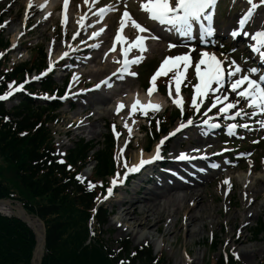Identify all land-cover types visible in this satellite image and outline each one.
<instances>
[{"label":"rangeland","instance_id":"374dc122","mask_svg":"<svg viewBox=\"0 0 264 264\" xmlns=\"http://www.w3.org/2000/svg\"><path fill=\"white\" fill-rule=\"evenodd\" d=\"M26 1L27 0H0V29L3 30V35H1L0 38L10 41L9 50L1 52L3 55L0 58V79L3 78V73L8 72V68H10L13 64L12 62L15 61L17 63L29 60L30 53L26 50V48H30L36 44L37 47H43L47 53L45 58H42V61L41 59L37 61V65L43 62V65L45 66L46 63L53 60V58L63 48L61 37L64 33V30L61 28L59 29L58 27V13L54 12L51 14L50 20H47L40 12L41 7L37 5H35L34 9L38 14L33 18V25L27 29L26 36H24L22 39L19 38L23 32L22 27L24 25L25 19L22 17V14ZM138 1L143 0H132V2L122 0L124 3L117 7L114 3H110V5L106 6L108 4L106 0H99V10L101 8L111 7V12L109 13L108 17H106L105 26L102 27L105 29V38L102 37V40H99L100 42H103V44L98 45L100 50L98 52H92V55L90 56L92 59H90V61L86 60L88 58L87 56L76 66L78 70H75L78 73L80 72L82 75L80 82L82 81L83 84L81 83V86L91 87L92 84L98 82L102 75H104V73L100 74L101 72L99 71V68H101L100 56H103L105 53H110V49L112 48V40L115 38V32L122 17V13L120 12L121 10L128 9L131 11V13H133L132 18L142 26L150 29L152 32V24L149 22L148 15L146 12L141 10ZM236 2L240 3V0H232V2L230 0H221L220 7L222 10L218 12V15L221 14L225 17H229L228 20L230 25L229 22L226 23L225 29L231 32L234 30V26L238 21L237 19L239 11H236V9L233 10V8H236L238 5ZM245 4H247V0H244L242 5L239 7L243 8ZM80 7L82 8V11L84 9H88L83 3V0H73L72 7L70 9V16H72V18L75 17L74 13L78 12L77 9ZM256 11H258V13L255 15V18H253V21L251 22L248 29V31H251V33H254L252 30H254V24H257L256 19L258 18L259 13H262V16L264 17V5L258 6ZM95 22L97 21L95 20ZM37 23L40 24H38V27L35 28L34 26ZM128 24L129 26L126 31L128 41L126 40V42L127 46L129 47V45L135 41L136 36L140 35V33L136 32V30L131 27L130 21ZM69 25V28L66 30L72 32L73 29L70 27H74V25ZM251 27L252 30H250ZM225 29H223V31ZM83 37L85 39L89 38L87 33H85ZM250 37L251 36L246 39L244 36L245 45L243 43V47H246L247 43L252 42L250 41ZM108 40L109 42L104 44L105 41ZM224 41L230 43V39L228 38ZM169 42L171 41L160 40V43L154 45V41L152 39H148L146 41V46L147 49L150 50V53L145 51L147 52L145 54V52H143L142 59L149 58L146 60L149 62L148 65L153 64L154 67H157L158 61L162 57L184 54L188 52L190 48H193V46H190V48H184L185 50H177L172 48L169 51L167 48ZM13 45H15V49L12 48ZM133 49L134 52L132 54L134 58L136 56H141V53L136 48ZM218 49L219 48L216 50ZM244 49L242 46H234L233 51H242ZM9 51L12 53L9 54ZM198 52V50L191 52V57L196 62L199 60ZM35 53H37V51H31L32 56ZM96 56L97 60L95 59ZM117 59L118 58L116 55V60ZM221 60L226 62L227 65L233 61L232 59L228 60L226 58H222ZM142 63L144 62H141V64ZM141 64L133 69V72L137 73V77L134 76L133 79L125 78L124 88L129 93H132L136 90L139 91V93H143L148 85L144 77L146 69L141 68ZM95 65V71H89L90 68L92 70ZM113 67H115V64L109 68L113 69ZM188 69L189 72L187 73L186 77L187 80L191 78L190 72H194V65L190 66ZM34 77H36V74H32L26 78L27 84L25 85L27 91H30V87H33V81H35V79H33ZM75 79L76 78L73 77V81L71 82L72 84H70L71 86L69 87H73L75 85ZM57 81L60 85V80ZM117 82L120 81L113 80L110 88H114ZM225 87H228L227 83L225 84ZM189 93V91H186L188 96ZM228 93L230 94L231 99L236 98L235 94L231 93L230 91ZM217 94L223 95L224 93L220 92ZM95 96H91L92 98H87V100L82 99L80 101L74 99L70 102L63 103L64 106L60 108L59 111H57L54 115L56 120L54 121L50 118V120L44 124L47 137L50 140L49 145L47 146L48 149L54 150L58 158L66 157L68 156V152L73 148V142L77 141L78 139H84L85 142L96 144L94 151L101 150V144H103L105 135H107L104 124L110 123L117 125L119 127L118 133L122 136L124 134V129L126 128L125 125L127 124V127L131 129L129 135L130 139H125L123 136L124 138L120 140V143L122 149H124V158L133 164L139 159V157L143 156L141 149L147 148L150 141V139L144 138V135L140 133L137 134L138 128L140 129L141 126L146 124L140 120H131L127 117L126 113L121 111L119 113H115V115L112 117H109L108 115H102V111L104 108H106V105L96 106V104L93 103L87 104V101L95 99ZM105 96L106 95L103 92V98L107 102L115 96V98L119 97L118 95L111 96V94L109 95L110 97ZM208 97L212 102L214 97L211 92L208 94ZM42 100L46 102V100ZM161 101L164 108L166 103L162 98ZM114 102L112 100L109 103L113 105ZM17 103V98L14 100L10 99L6 102L5 108L8 111H11L14 106H17ZM44 104L46 103H43L42 105ZM71 104L73 106H71ZM245 104L246 102L242 101L241 105H238L237 108L244 107ZM172 112H174V110ZM262 121H264V119H262ZM179 123L180 120L174 121L168 127L167 131H170ZM255 130V135L258 136L259 141H261L259 146H256V144L253 143L249 137H246V139L241 138L239 140L233 139L231 137L227 138V141L224 143H227L228 145L224 144L223 146L221 142L222 140H225V136L221 137V139L220 137L213 138L212 136H208L210 133H202L196 130L190 131V135H187L188 133H183V135H181L179 138L168 144L169 146L166 148L165 155L167 159H172V155L175 151L179 155L183 151L188 153H204L205 150H211L214 152L217 150L224 151L225 148L228 149V151L225 153L227 156L217 159V165H220L222 170L216 175L215 173H212V178L207 179V181L203 183L202 186L197 188L199 192L202 193L204 203L202 207L200 206L197 208V210H194V214L197 215L198 213L201 215L200 218L202 220L201 222L198 221V223L194 225L196 234L193 237H187L185 234V229H175L176 232L172 231L166 235L165 230L168 226L167 221L161 222L155 227L152 226L153 222H151L149 226L138 227L137 225L132 224V218H130L128 224L117 226V224H115L117 221V214L123 209L117 205L116 202L118 199H129L134 194V190L139 187L140 179L143 177H140L139 180L134 181L133 183L129 184V186H127L129 190L127 194L125 192L118 191L116 195L112 194L111 196H108L107 189L110 186L113 187L111 181L113 179L118 181L122 171H124V166L122 163H119L117 168L113 167V171L110 169V176L107 177L106 180H103L98 178L95 173V169L92 170V168L95 167L94 163L82 166L85 161L83 163L77 162L72 168V171L78 173L82 178V181L85 180L87 183L91 182L94 185L93 193L96 194L94 204L96 207L102 206L106 210L107 215H109L108 221L105 225L106 227L103 229V237L108 248H111L114 252H116L120 243L125 241L129 242L130 247L132 248L147 247L151 249L153 257L155 256V258H157L161 264H215L221 257H223L224 260H226L227 257H231L234 260L233 264H264V233L256 232L258 235L255 237L253 231L254 228L259 230V227L264 231V178L262 179V176H260L264 174V127H261L260 123V125ZM205 136H207L205 138L207 142H205V144H199V139ZM184 140L186 141L185 143H183ZM155 141L156 140H154L153 143H155ZM181 142L183 144L180 146L179 143ZM97 145H99V147ZM124 146H128V148H125ZM87 161L89 163V160ZM260 164L262 165L260 166ZM6 168L7 164L4 163V158L0 155V171L3 173L5 178H10V171L7 172L8 170L6 171ZM184 170H186V168H184ZM241 171L245 172V175L249 176V185L247 188H245L238 179L237 174ZM256 171H259L258 173L260 175L257 180L254 178L251 181V178L253 174L256 173ZM117 173H119V176H117ZM40 175H44V173H39L38 177ZM225 180H228L229 183H223ZM191 184L193 185V183ZM113 188H115V186ZM106 196L107 199H105ZM97 197L100 199L98 200ZM60 198L63 202L64 197L60 195ZM54 199L55 196H53L51 199L48 197H40L36 200V202L38 204L47 202L49 203ZM69 200L71 199L69 198ZM88 213L90 217L89 225L87 226L89 239L86 241V245L89 243L90 239L91 241H98V233L96 228L94 226L91 227V223L94 219V216H92L94 212L91 211ZM249 213H251V215H249ZM79 215L80 214L74 213L72 217L74 219V223H79ZM251 216L253 219H250ZM140 223L141 220L137 222V224ZM157 228L158 232L156 231ZM232 228L233 232H235L237 235L239 233L241 236L240 242H242L244 239L246 240L243 242V244L228 243V240L233 233L231 232V234H229ZM123 229H126V231H123ZM233 252L238 254L239 259H236L233 256Z\"/></svg>","mask_w":264,"mask_h":264},{"label":"trees","instance_id":"16d2710c","mask_svg":"<svg viewBox=\"0 0 264 264\" xmlns=\"http://www.w3.org/2000/svg\"><path fill=\"white\" fill-rule=\"evenodd\" d=\"M27 66H15L2 74L0 94L8 90L9 83L24 78L26 71H30ZM42 90L50 91V85H43ZM45 106L25 97L8 111L0 102V155L7 164L6 171L11 172L10 178H5L0 171V200L20 202L29 216L42 220L45 252L41 264H161L147 247L132 248L125 241L120 243L116 252L108 248L103 237L108 221L106 210L99 207L96 212L93 211L96 207L93 188L88 190V183L77 180L78 173L72 171L77 162L86 161L92 147L83 141L75 143L64 163H60L55 151L47 147L50 140L44 128V124L52 118L49 113L58 106ZM109 144L110 140L106 137L104 149L94 156L95 173L103 180L111 169ZM39 173L44 175L38 177ZM60 195L64 197L63 202ZM53 196L55 199L52 202H36L40 197L51 199ZM91 211L94 212L91 227L96 228L98 241L90 239L86 245L89 239L88 212ZM74 213L80 214L78 224L73 221ZM35 245L34 232L21 220L0 215V264H31ZM233 262L231 257L226 260L221 257L215 264Z\"/></svg>","mask_w":264,"mask_h":264},{"label":"snow or ice","instance_id":"6c2138e0","mask_svg":"<svg viewBox=\"0 0 264 264\" xmlns=\"http://www.w3.org/2000/svg\"><path fill=\"white\" fill-rule=\"evenodd\" d=\"M218 3V0H143L141 2L140 7L141 10L146 12L148 15V19L157 23L158 25L162 26L167 32L170 34H177L179 37L193 39L194 38V27L198 26L200 38L203 39L205 36H212L214 34V27L212 25L213 22V14L210 12V9H213ZM249 4V8L247 10L246 15L238 21L241 27L246 26L247 23L251 21V18L254 16L255 11L258 6L264 5V0H259V5L256 0H247ZM64 5L67 7L68 0H64ZM28 7H32L31 0H29ZM126 7V5H125ZM111 9H100V16H103L106 11H110ZM125 18L131 23V27L138 31L140 34L146 35H137L135 41L129 45V48H136L140 53L141 56L136 57L133 60H128L127 55L128 52L121 48V53L125 57L123 61V66L121 69H118L117 72H128V68L130 64L138 63L140 59H142L143 52L147 51L146 41L148 39L160 41L162 38L153 34L150 29L145 26H142L138 23L135 19H133L130 13L125 10L123 15L119 21V27L122 31L125 28ZM205 21L208 23L205 24ZM104 29H100V33H103ZM121 31H118L115 35V41L120 42L125 38L121 35ZM100 33H93L92 35L98 36ZM23 33H21L22 35ZM245 35H248V32H244ZM230 35L235 38L239 35L238 32L232 31ZM76 36H73L75 39ZM251 40L255 41V45L252 46V51L257 52L259 54V58L264 60V30H256L253 35H251ZM179 43H172L169 42L167 45L168 50L170 51L172 48L180 47ZM187 47V45H185ZM15 47V45H13ZM98 47V45H97ZM116 48V44L113 43L112 48L110 51H114ZM196 51L195 48H190L188 52L176 56H169L165 57L161 62L159 69L156 73L150 78V84L152 87H149L148 94L151 95L152 92L155 90L156 87V80L161 75H168L170 70L175 71V75L172 79L175 80V94L176 96L180 95L181 90V79L186 77V71L190 66L194 65L195 76L198 80V83L194 86L195 95L192 99V105L195 107L196 111H199L200 105L203 103V98H206L208 94L211 92L213 95V99L211 105L208 107L207 111L204 115H207L208 112H211L213 108H217L218 104H222L218 108V113L223 114L225 117L235 120L237 117L241 115H264V74H259L257 78H253L252 74L258 73L257 68H250L245 72L236 61H231L228 67L225 69L224 62L220 60L216 54L209 53L208 51H201L198 52L199 60L198 62L194 61L191 57V52ZM3 54L0 53V56ZM64 56H67V52L64 53ZM183 66V71L180 70L178 67L179 65ZM53 65L52 63L49 64L47 71H52ZM117 72H114L113 75H117ZM46 73H42L44 75ZM132 76H136L137 74L134 72L129 73ZM33 79H38V77H34ZM110 79V78H109ZM226 82L228 83V87H225ZM102 84L111 87L107 81H102ZM13 84H8V90L5 94H0V101L8 99L11 95H13L14 91H20L24 88V84H20L15 89H13ZM215 85V87H213ZM97 89L101 87V84H97L95 86ZM235 94L236 98L232 100L229 99L228 92ZM223 92V95H218L217 93ZM169 96H172L171 91H169ZM197 97H201L200 103H197ZM48 97H45L47 99ZM246 102V107L252 109L251 113L245 112L244 107H240L237 111H235L234 115H230L231 110L237 109L238 105L241 103ZM177 106H180V101L173 100ZM227 102V103H224ZM140 102L137 100L136 103H133L131 109L133 112L136 111L137 105ZM125 105L119 104L116 108V112L119 113ZM143 108V105H140ZM147 108L159 110L158 105L148 104ZM181 114L183 115V110H181ZM7 119V118H5ZM205 124L208 121H204ZM187 125L193 124L192 119H188L186 122ZM185 123H181L172 133H169V136L175 135L176 132H179L182 128L186 126ZM127 127V124L125 125ZM213 127H218L219 125H212ZM248 128V124H240L231 123L228 125V132L229 134H234V129L237 127ZM261 127H264V121H261ZM115 128V126H113ZM131 132V129H129ZM168 137H165L160 141L157 145V150L155 155L150 157L149 159L141 158L138 164L133 165L131 167L128 166L127 162L125 161L124 167L127 171L124 174V178H127V175L131 172H137L145 165H148L154 162L157 159H161L160 156V146L164 144L165 140ZM259 141H253V143H258ZM198 151V150H197ZM224 151H228L227 148ZM250 155V154H249ZM179 160L185 159H192L193 157L187 156L185 153H181L178 157ZM206 158V157H202ZM60 163H64L63 160L59 161ZM212 167H219V165H212ZM119 176V173H117ZM77 180H81L80 176L76 177ZM223 183L228 184L229 181L225 180ZM112 186L114 187L117 184V180L113 179L111 181ZM88 190H92L94 185L89 182ZM113 187H109L107 189L108 196L112 195ZM99 200L100 198L97 197ZM107 199V196L105 197ZM95 211V209L93 210ZM251 215V213H249ZM94 235V233H93ZM239 235V233H238ZM135 255V253H133ZM233 256L236 259H239L238 254L233 252Z\"/></svg>","mask_w":264,"mask_h":264},{"label":"bare ground","instance_id":"6f19581e","mask_svg":"<svg viewBox=\"0 0 264 264\" xmlns=\"http://www.w3.org/2000/svg\"><path fill=\"white\" fill-rule=\"evenodd\" d=\"M42 6L45 7L52 6L54 0H40ZM81 22L78 23L80 25ZM124 93H127L126 91ZM137 100L140 102L137 107L140 110L148 109V104L160 106L161 101L155 97H144L139 94L128 93L124 102H116L114 106H108L105 103L104 99L98 98L94 100L96 106H105L103 109L102 115H108L109 117L113 116L115 113V107L118 104H126L129 107L133 103H136ZM140 105L144 107L141 108ZM201 142L204 143V140L201 139ZM175 167L177 170H180L177 167V164H172V167ZM165 174V173H164ZM245 172H240L237 174L239 181L247 186V177L244 176ZM167 175V174H165ZM160 176V180L151 179V187H145V185H140L136 188L134 194L129 199H118L116 202L123 210L117 214V221L115 224L121 226L122 224H128L130 218H132V224L137 225L138 227L149 226L153 222L152 226H156L161 222L167 221V228L165 234L175 231V229H185V234L187 237H193L196 233L194 225L201 222V215L197 213L194 214V210H197L200 206L202 207L204 203V198L202 193L197 189L199 184L196 186H183L176 178L170 176ZM259 173L256 172L253 174L252 179H258ZM262 179L264 174L260 175ZM128 192H126L127 194ZM142 194V195H141ZM141 195V197H140ZM136 196V197H135ZM0 212L3 214H14L15 216H23L21 212L14 211L8 205L0 203ZM253 219L251 216L250 219ZM141 220L140 224H137ZM29 226L34 229L36 240H37V250L36 257H39L42 252V229L39 222L30 217L27 221ZM129 227V226H128ZM235 230V229H234ZM126 231V229H123ZM158 232V228L156 230ZM233 232V228L230 230V233ZM147 239V238H145ZM241 236L233 232L228 240V243L234 244H243L246 240L244 239L240 242ZM37 261V260H36Z\"/></svg>","mask_w":264,"mask_h":264},{"label":"water","instance_id":"95a60500","mask_svg":"<svg viewBox=\"0 0 264 264\" xmlns=\"http://www.w3.org/2000/svg\"><path fill=\"white\" fill-rule=\"evenodd\" d=\"M0 203H3L4 205H8L10 208H12L14 211H20L21 212V214L23 215V216H15L14 214H3V213H1L0 212V215H3V216H5V217H14L15 219H20L23 223H25L26 225H27V227L29 228V229H32V227L31 226H29V224H28V220L30 219V217L27 215V213L25 212V210L23 209V207H21L20 205H12L13 204V202H11V201H9V200H7V201H0ZM37 220V219H36ZM38 222H39V224H40V226H41V229H42V247H43V245H44V242H45V240H44V237H45V230L43 229V224H42V222H40L39 220H37ZM33 230V232H34V229H32ZM35 233V232H34ZM36 247H37V245H36ZM36 250H37V248H35L34 249V254H33V258H32V264H38V261H39V259H40V257H41V254H40V256L39 257H36ZM37 260V261H36Z\"/></svg>","mask_w":264,"mask_h":264}]
</instances>
